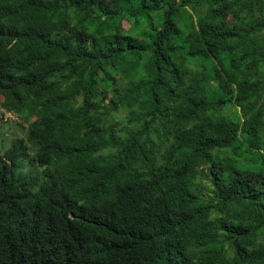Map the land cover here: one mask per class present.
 I'll return each mask as SVG.
<instances>
[{
    "label": "trees",
    "instance_id": "16d2710c",
    "mask_svg": "<svg viewBox=\"0 0 264 264\" xmlns=\"http://www.w3.org/2000/svg\"><path fill=\"white\" fill-rule=\"evenodd\" d=\"M16 1L0 80L67 156L0 172V264H264V0Z\"/></svg>",
    "mask_w": 264,
    "mask_h": 264
},
{
    "label": "clouds",
    "instance_id": "9594fccd",
    "mask_svg": "<svg viewBox=\"0 0 264 264\" xmlns=\"http://www.w3.org/2000/svg\"><path fill=\"white\" fill-rule=\"evenodd\" d=\"M17 4L16 0H0V24L3 27L15 12L19 5ZM12 28L18 30L16 26ZM0 82L2 83L0 86L5 87L8 92L5 95L0 94V172L7 174L6 177L11 181V191L19 183H33L37 191L41 190L45 193L50 189L47 184L52 185L54 172L50 173L49 169L59 166L67 155L57 154L54 147L43 146L42 136L35 133L36 137L29 133V125L31 123L36 125L37 120L34 117L25 119L20 112L13 110L16 107L9 101H13L14 89L11 90V85L6 84L5 81L0 80ZM40 126L41 123L37 128ZM31 141L33 144L29 143ZM16 143L19 147L14 146ZM15 148L18 150L15 151ZM45 148L48 149L43 150ZM12 177L15 180L14 183ZM57 196L56 192L51 191L46 199L48 203L56 207L54 209L65 210L61 201H58L60 198L57 200Z\"/></svg>",
    "mask_w": 264,
    "mask_h": 264
}]
</instances>
